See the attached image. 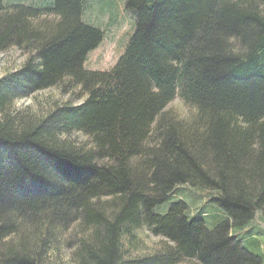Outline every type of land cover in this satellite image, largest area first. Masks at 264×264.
Masks as SVG:
<instances>
[{
    "label": "trees",
    "instance_id": "16d2710c",
    "mask_svg": "<svg viewBox=\"0 0 264 264\" xmlns=\"http://www.w3.org/2000/svg\"><path fill=\"white\" fill-rule=\"evenodd\" d=\"M124 6L134 30L99 71L83 67L103 37L84 0H0V50L28 54L0 77V264H49L63 243L71 264H264L233 234L256 213L264 223V0ZM56 85H79L81 102L13 108ZM176 94L192 120L167 114ZM181 185L216 196L194 214L180 199L156 212ZM141 227L159 246L126 256Z\"/></svg>",
    "mask_w": 264,
    "mask_h": 264
},
{
    "label": "rangeland",
    "instance_id": "374dc122",
    "mask_svg": "<svg viewBox=\"0 0 264 264\" xmlns=\"http://www.w3.org/2000/svg\"><path fill=\"white\" fill-rule=\"evenodd\" d=\"M5 3H19L26 5H44L51 0H3ZM85 10L83 11V20L86 23L99 27L103 31L101 42L87 53L83 67L87 70H108L118 59L122 53L124 45L134 30L133 16L126 11L124 0H84ZM87 5V7H86ZM49 20L53 16H42L39 19ZM28 56L27 52L19 47H9L5 50H0V77L7 72L14 71L20 67L22 62ZM79 85L69 88L68 90H61L57 85L49 86L44 89L36 90L25 97L17 98L13 101V108L17 110H30L33 113H40L48 109L51 105L62 104L70 102L78 104L82 100V93L79 92ZM165 110L169 116L173 118H180L183 120H192L196 114V107L193 103H185L179 95H175L171 101L166 105ZM73 138L79 144H86L91 146L88 137L83 133L74 132ZM175 192L168 197V199L161 204L155 206L156 212H164L167 210L171 202L175 200H183L191 209V214L196 210L204 207V201L208 198L215 197L213 190L202 189L198 187H191L189 185H181ZM202 198V202H201ZM206 210H220L216 220L217 223L223 216L221 209L208 201ZM202 215V214H200ZM207 226L212 227L211 219H207L204 215ZM254 220L250 224L234 229L233 234L239 239L242 245L252 253H264V223L258 224V213L255 214ZM215 218V217H214ZM261 225V226H260ZM68 231L66 235L70 234ZM135 238L132 242L126 245V256H136L139 254L150 253L159 246V240L162 238L153 235L145 227H141L134 231ZM71 247L66 244L60 245L59 250L50 255L49 264H71ZM182 264H192L184 262Z\"/></svg>",
    "mask_w": 264,
    "mask_h": 264
}]
</instances>
